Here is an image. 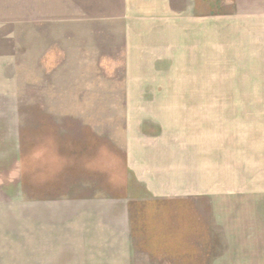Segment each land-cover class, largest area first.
I'll use <instances>...</instances> for the list:
<instances>
[{
	"label": "rangeland",
	"instance_id": "obj_1",
	"mask_svg": "<svg viewBox=\"0 0 264 264\" xmlns=\"http://www.w3.org/2000/svg\"><path fill=\"white\" fill-rule=\"evenodd\" d=\"M207 1L217 5L216 68L200 78H175L169 94L148 99L166 108L137 111L154 117L147 126L162 120L155 130L162 129L170 153L179 147V178L192 195L182 212L185 252L151 254L143 246L151 240L132 228V205L111 189L124 176L120 152L132 153L124 138L129 111L77 109L79 102L125 99L122 78H98V63L83 53L90 48L82 45L91 37L87 24L109 16L97 13V0H0V264H264L258 20L238 35L249 40L250 55L234 54V26L231 55L226 40V25L263 14L264 0ZM112 65L121 68V62ZM92 131L107 140L108 150L95 163L85 159L86 172L72 170L73 155L57 153L56 142L82 141ZM90 166L107 172L112 182L105 190L90 180ZM66 168L67 181L58 182ZM173 205L169 215L181 210ZM152 223L158 229L160 223ZM154 239V246L165 245ZM166 241L171 250L177 245Z\"/></svg>",
	"mask_w": 264,
	"mask_h": 264
},
{
	"label": "crops",
	"instance_id": "obj_2",
	"mask_svg": "<svg viewBox=\"0 0 264 264\" xmlns=\"http://www.w3.org/2000/svg\"><path fill=\"white\" fill-rule=\"evenodd\" d=\"M216 6V1L212 4L207 0H97V13L109 17L105 21L93 20L83 24L88 25L86 28L91 35L89 38H82V45L90 47L88 52L83 50V53H89L90 60L98 63V78H122L120 92L126 96L121 102H79L77 109L129 111L124 117L127 128L124 138L132 153L122 156L120 152L119 157L125 163L124 176L123 180L113 182L111 189L113 193H118V198L125 199L127 205H132V209H128H131L132 228L138 238L151 240L149 244H143L147 253L185 252V242L181 240V237H185L182 232L186 226L182 212H185V198L192 195L183 191L184 185L179 178V147H175L170 153L171 148L163 139L165 135L162 129L155 130V126L162 128V120L158 119L156 125L147 126L146 122L152 121L154 117L147 119V115L137 111L166 108L162 101L148 99H153V95L157 94H169L171 86L176 85L173 81L175 78H200L202 71L216 68L212 66L217 63ZM252 18L258 20V54L264 56V13L257 17L237 18L235 24L226 25L227 55H231L230 48L234 45L233 26L238 32L235 45L239 48L234 54L242 49L246 51V55H250L249 40L238 35L241 34L242 37L244 30L249 31L251 27L248 22ZM226 22L231 23L230 20ZM242 56L245 55L242 53ZM230 60L234 58L231 57ZM116 62H121L120 69L118 65H112ZM138 119L141 124H138ZM106 141L92 131L82 141L73 140L64 145L56 142L57 153L64 154L65 151L66 154L73 155L72 170L80 167L86 172L85 159L92 163L100 159L108 150ZM135 153L139 155V162L134 159ZM81 158L83 162L80 161V166ZM169 159L170 162L172 159L171 164ZM89 169L87 174L92 176L90 180L103 185L102 189L105 190L107 183L112 182L107 180L105 170L95 169L93 166ZM59 173L57 181L65 183L70 169L66 168ZM172 204L182 206L177 215H169V206ZM171 218H177V224ZM153 221L160 223L158 229L154 228ZM188 226L194 227L192 224ZM154 238H157L156 241L160 239L159 243L165 242V245L154 246ZM172 238L177 241V245L171 250L166 239ZM157 248L160 249L156 250Z\"/></svg>",
	"mask_w": 264,
	"mask_h": 264
}]
</instances>
